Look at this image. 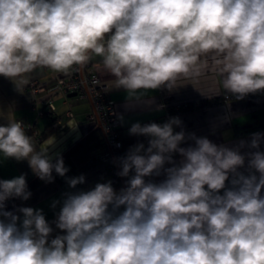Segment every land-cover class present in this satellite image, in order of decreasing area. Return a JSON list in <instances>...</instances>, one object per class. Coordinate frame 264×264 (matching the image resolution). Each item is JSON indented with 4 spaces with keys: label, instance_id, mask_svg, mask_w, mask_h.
<instances>
[{
    "label": "clouds",
    "instance_id": "1",
    "mask_svg": "<svg viewBox=\"0 0 264 264\" xmlns=\"http://www.w3.org/2000/svg\"><path fill=\"white\" fill-rule=\"evenodd\" d=\"M209 52L222 55L226 92L264 91V0H0V76L8 78L36 67L66 72L92 53L132 95L171 89ZM174 126L178 117L133 123L129 134L149 139L119 158L126 187L117 192L109 180L66 193L55 220L66 234L50 241L42 210L20 207L22 220L5 210L10 198H30L25 175L0 180V264H264L262 134L228 147ZM186 139L194 145L181 147ZM245 146L257 150L242 154ZM50 147L35 151L23 121L0 125V155L26 159L48 183L69 171ZM246 156L248 175L239 171ZM67 183L75 189L85 177Z\"/></svg>",
    "mask_w": 264,
    "mask_h": 264
},
{
    "label": "crops",
    "instance_id": "2",
    "mask_svg": "<svg viewBox=\"0 0 264 264\" xmlns=\"http://www.w3.org/2000/svg\"><path fill=\"white\" fill-rule=\"evenodd\" d=\"M89 57L83 66L84 72H95L98 75L104 93L113 100L123 134L128 135L129 128L136 122L141 125L153 122L162 124L172 117H178L182 126H174L175 132L183 129L186 136L194 133L197 137H207L217 145L237 147L240 141L250 143L252 134L261 133L258 150L264 152V91L250 93L243 99H237L235 95L226 92L223 88L224 75L220 71L222 55L214 52L199 55L192 70L187 75L178 76L171 89H141L132 95L117 86L116 78L105 69L102 57L92 53ZM70 74L71 68L66 72H55L47 67H36L21 76H0V125L23 121L25 133L31 138L34 150L40 151L54 142L50 154L59 153L69 169L63 177L53 172L54 180L51 183L40 180L29 186L31 196L28 200L13 197L5 202V210L14 212L21 220L22 213L17 211L20 207L42 210L53 229L49 241L57 235L66 234L55 225L66 193L91 190L96 183L109 180L117 192L124 188L123 178L99 159L100 148L88 153L85 146L71 153L77 144L98 129V122L93 115V102L89 96H80L77 91L50 93L46 90L58 79H67ZM37 86L45 89L33 91ZM225 95L230 96L225 98ZM185 105L189 106L185 108ZM133 138L134 135L126 144V153L137 143L148 146V137ZM189 145H194V141L186 139L181 147ZM256 150L247 146L240 149L242 154ZM97 151V156L89 157L90 153ZM173 158L177 162L181 159L178 153L173 154ZM247 159L246 156L244 167L239 169L245 175L254 172L248 169ZM22 174L26 182L36 175L26 159L17 161L0 155V180ZM80 175L85 177V183L77 185L75 189L70 188L68 179ZM163 179V174L146 178L157 183ZM226 185L230 186L229 182L226 181Z\"/></svg>",
    "mask_w": 264,
    "mask_h": 264
},
{
    "label": "built area",
    "instance_id": "3",
    "mask_svg": "<svg viewBox=\"0 0 264 264\" xmlns=\"http://www.w3.org/2000/svg\"><path fill=\"white\" fill-rule=\"evenodd\" d=\"M83 66L73 65L71 67V74L67 79H58L54 85L46 88V90L50 93L55 91H77L80 96H89L92 99L93 115L100 124L104 134L103 149L98 154V157L109 169L118 173L121 170L119 158L126 155V150L122 145V129L119 125L114 103L104 93L98 75L95 72H84ZM43 89L45 87L37 86L33 91H41ZM229 96L225 95V98ZM176 108L179 109V107ZM122 178L124 187H126L128 177ZM121 210H124L123 206H121Z\"/></svg>",
    "mask_w": 264,
    "mask_h": 264
},
{
    "label": "trees",
    "instance_id": "4",
    "mask_svg": "<svg viewBox=\"0 0 264 264\" xmlns=\"http://www.w3.org/2000/svg\"><path fill=\"white\" fill-rule=\"evenodd\" d=\"M189 105H186V107H188ZM51 120H53V118L51 117ZM49 129V128H48ZM133 135H125L123 134V131H122V136H121V139H122V145H123V148H126V144L127 142L130 140V138L132 137ZM135 139V136L134 138ZM103 144H104V134L102 131L98 130V129H95L90 135H88L82 142H80L79 144H77L76 147H74L72 150H71V153H74L75 151H77L79 148L81 147H85L87 146V152L89 153L90 151L94 150V149H98L100 148V151L103 149ZM99 151H97L96 153H93L89 155V157H92L93 155L94 156H97V153ZM100 153V152H99ZM41 179L35 175L34 176V179H30L28 180L26 183L28 184L27 186H32L34 185L35 183L39 182Z\"/></svg>",
    "mask_w": 264,
    "mask_h": 264
},
{
    "label": "water",
    "instance_id": "5",
    "mask_svg": "<svg viewBox=\"0 0 264 264\" xmlns=\"http://www.w3.org/2000/svg\"><path fill=\"white\" fill-rule=\"evenodd\" d=\"M96 128L101 129L100 124L97 123Z\"/></svg>",
    "mask_w": 264,
    "mask_h": 264
}]
</instances>
